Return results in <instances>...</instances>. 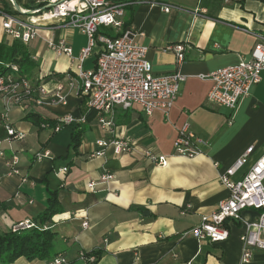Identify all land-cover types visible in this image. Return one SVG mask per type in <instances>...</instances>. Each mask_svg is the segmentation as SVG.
<instances>
[{"label":"crops","instance_id":"1","mask_svg":"<svg viewBox=\"0 0 264 264\" xmlns=\"http://www.w3.org/2000/svg\"><path fill=\"white\" fill-rule=\"evenodd\" d=\"M15 1L27 10L40 0ZM165 4L170 5L168 12L163 11ZM126 6L124 20L129 19L128 26L142 33L136 41L148 47L153 73L178 70L185 80L179 84L168 114L155 110L147 116L137 106L117 107L112 132L101 129L85 97L67 94L64 88L66 103L51 102L56 86L66 85L65 73L71 64L65 54L49 48L46 39L65 40L77 55L86 44V35L50 24L40 27L38 36L24 44L4 33L0 17V48L4 47L0 50L27 54L21 72L45 89L44 105H33L40 117L56 119L70 114L86 118L84 123L54 132L25 119L24 108H13L9 118L15 128L24 131L22 140H7L0 122V234L21 220L35 221L55 233L50 258L19 257L9 264H48L58 254L66 258V264H86L79 257L81 251L95 254L96 259L87 264L239 263L240 222L227 221L229 236L220 242L197 241L184 233L227 197L219 173L248 146L254 151L243 170L264 152V73L233 115L206 99L211 81L200 77L248 55L256 35L264 36V3L245 0L240 6L223 0H133ZM0 7L11 9L8 0H0ZM176 44L184 48L181 62L174 52L163 50ZM95 56L96 49L86 60L87 68L95 65ZM184 123L205 142L193 157L173 153L174 138ZM74 132L80 138L76 153L71 146ZM112 137L128 139L134 150L115 154L108 146L103 155L90 156L98 149L97 139ZM145 149L166 155L167 164L146 161L141 154ZM45 151L48 156L35 158L37 152ZM13 156L17 174L5 164ZM63 167L66 172L60 170ZM107 173L113 178L101 183V176ZM90 182L96 183L95 188L87 186ZM48 190L56 193L58 211L49 222L40 224L36 217L47 207ZM256 215L253 210L243 212L248 220ZM250 264H264V250H254Z\"/></svg>","mask_w":264,"mask_h":264},{"label":"built area","instance_id":"2","mask_svg":"<svg viewBox=\"0 0 264 264\" xmlns=\"http://www.w3.org/2000/svg\"><path fill=\"white\" fill-rule=\"evenodd\" d=\"M13 11L0 7L1 26L4 33L22 43H28L38 36L39 28L50 24L78 29L86 35V44L77 55L73 54L71 46L61 39L55 43L46 39L47 46L57 53H63L70 59L71 67L65 73L66 85L56 86L51 94V102L66 103V93L86 98V104L96 117L104 131L112 132L114 128V113L117 107L129 109L139 107L141 112L150 116L155 110L168 114L176 100L179 84L185 76L178 70L166 74H154L151 62L147 59L148 47L136 41L141 32L124 25L125 6L127 3H113L109 0H40L43 8L21 10L17 12L12 1L8 0ZM229 0H224L228 2ZM170 5L165 4L163 11L168 12ZM25 15V16H23ZM96 49L95 65L85 66L86 60ZM164 51H172L181 62L184 58V48L180 44L168 45ZM5 71L0 73V122L6 132L7 140H22L23 130L15 128L9 118L13 108H25L28 103L36 106L44 105L45 89L35 84L23 74L15 63L4 65ZM264 73V36L256 35V42L247 56H242L232 65L217 68L209 74L201 75L209 79L211 86L206 99L215 105L236 111L240 101L249 94L250 88L263 79ZM64 88L67 89L66 93ZM84 116L74 117L65 114L57 118L53 126L41 124L40 128H51L58 132L65 126L84 123ZM98 149L90 156L103 155L104 149L112 147L115 154L134 150L128 139L112 137L97 139ZM205 142L196 136L188 123L178 130L173 141V153L179 156L193 157L200 153V147ZM253 146H248L243 153L224 171L218 179L228 190L226 198L220 200L216 209L207 215H202L198 225L184 234L190 233L197 241H224L229 236L227 221H238L243 232L239 236L242 251L238 264H250L254 250H264V152L258 156L245 170ZM146 161L156 166H165L168 157L145 149L141 152ZM49 153L37 152V160ZM16 156L5 162L10 172L17 174ZM67 171V167L60 169ZM238 173L239 176L235 177ZM113 175L104 174L101 183L111 180ZM94 182L87 186L95 188ZM245 210L257 212L255 218H243ZM86 221L82 226H86ZM32 220H21L11 226L12 232L38 228ZM79 257L84 262L91 263L96 257L83 251ZM48 264H66V258L60 254L54 256Z\"/></svg>","mask_w":264,"mask_h":264},{"label":"trees","instance_id":"3","mask_svg":"<svg viewBox=\"0 0 264 264\" xmlns=\"http://www.w3.org/2000/svg\"><path fill=\"white\" fill-rule=\"evenodd\" d=\"M109 1L113 3H119V2L127 3L133 0H109ZM244 1L245 0H229L228 3L229 5H233L234 3H239L240 6H243ZM259 1L264 3V0H259ZM8 3L10 2L8 1ZM44 6H45L44 3L32 2L28 7L29 10H32L40 7L43 8ZM6 10L13 11L12 8L10 10L9 9ZM129 24H130L129 19L124 20L123 27H126ZM0 49L4 50V47H1ZM18 55H20V58H17ZM27 58L28 55L25 54L24 52L20 54L12 50L8 54H5L2 50H0V73L5 71V66H4L5 64L15 63L20 67L23 64V62L27 60ZM95 60H96V56H95ZM33 105L34 104L32 103H28L24 108L25 119H28L29 121L33 122L39 128L41 127L40 125L42 123L48 124L49 126H53L56 123L57 118L56 119L41 118L40 114L37 113V111H35ZM79 140H80L79 132H74L72 135L71 146L75 153L79 145ZM48 193H49V198H48L47 207L42 213H40L36 217L40 224L49 222L51 220L52 215H54L58 211V201H57L56 193L52 190H48ZM10 228L11 226L7 230H5L2 234H0V264L12 263L19 257H24L28 260H34V259L43 260L50 258L52 256V247H53V240L55 238V233L52 232L48 227L42 228L39 226L38 228L27 229L17 233L12 232Z\"/></svg>","mask_w":264,"mask_h":264},{"label":"water","instance_id":"4","mask_svg":"<svg viewBox=\"0 0 264 264\" xmlns=\"http://www.w3.org/2000/svg\"><path fill=\"white\" fill-rule=\"evenodd\" d=\"M11 1H12L13 5H14L16 11H17V12H21L20 7H19L18 4L16 3V1H15V0H11Z\"/></svg>","mask_w":264,"mask_h":264},{"label":"rangeland","instance_id":"5","mask_svg":"<svg viewBox=\"0 0 264 264\" xmlns=\"http://www.w3.org/2000/svg\"><path fill=\"white\" fill-rule=\"evenodd\" d=\"M25 44V43H24ZM31 42L28 44L30 46Z\"/></svg>","mask_w":264,"mask_h":264}]
</instances>
